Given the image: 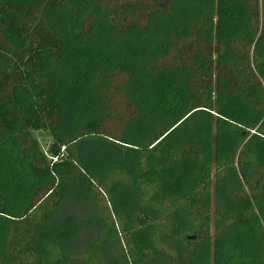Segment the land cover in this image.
<instances>
[{"label": "trees", "instance_id": "1", "mask_svg": "<svg viewBox=\"0 0 264 264\" xmlns=\"http://www.w3.org/2000/svg\"><path fill=\"white\" fill-rule=\"evenodd\" d=\"M0 264H264V0H0Z\"/></svg>", "mask_w": 264, "mask_h": 264}, {"label": "rangeland", "instance_id": "2", "mask_svg": "<svg viewBox=\"0 0 264 264\" xmlns=\"http://www.w3.org/2000/svg\"><path fill=\"white\" fill-rule=\"evenodd\" d=\"M112 107L114 106L115 111L113 110L112 116L110 119H108L105 130L108 135L110 136H116L118 135L120 131V124L122 123V118L124 117L125 114V106L122 104V101L120 98L115 97L111 101ZM36 137L40 141V145L43 148V150L47 151L48 147L51 145L52 139L49 136L48 133L46 132H40L36 134ZM83 155L87 159H92L93 155H98V153L105 154L107 157H110V147L106 144L99 143V144H93L89 143L87 146L83 148ZM114 157V155H113ZM134 208V204L131 203V200L128 199L126 200L125 198L122 201H119L116 204V208L123 212L125 215H129L132 209Z\"/></svg>", "mask_w": 264, "mask_h": 264}]
</instances>
